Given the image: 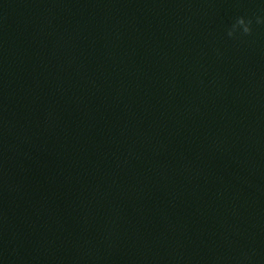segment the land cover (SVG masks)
Returning a JSON list of instances; mask_svg holds the SVG:
<instances>
[{"label":"water","instance_id":"95a60500","mask_svg":"<svg viewBox=\"0 0 264 264\" xmlns=\"http://www.w3.org/2000/svg\"><path fill=\"white\" fill-rule=\"evenodd\" d=\"M252 34L230 38L237 17ZM264 0H0V264H264Z\"/></svg>","mask_w":264,"mask_h":264},{"label":"clouds","instance_id":"9594fccd","mask_svg":"<svg viewBox=\"0 0 264 264\" xmlns=\"http://www.w3.org/2000/svg\"><path fill=\"white\" fill-rule=\"evenodd\" d=\"M256 24H264V19L261 16H255ZM253 17L245 18L244 16L237 17L227 30V36L230 38H236L239 36H249L252 34Z\"/></svg>","mask_w":264,"mask_h":264}]
</instances>
